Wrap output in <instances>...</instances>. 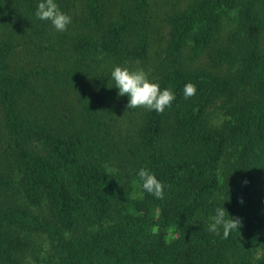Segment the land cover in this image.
Instances as JSON below:
<instances>
[{"label": "trees", "instance_id": "16d2710c", "mask_svg": "<svg viewBox=\"0 0 264 264\" xmlns=\"http://www.w3.org/2000/svg\"><path fill=\"white\" fill-rule=\"evenodd\" d=\"M185 1L144 70L175 100L124 131L139 109L111 72L146 67L151 0H55L64 32L41 0H0V264H264V0ZM218 207L242 220L228 238L208 230Z\"/></svg>", "mask_w": 264, "mask_h": 264}, {"label": "clouds", "instance_id": "9594fccd", "mask_svg": "<svg viewBox=\"0 0 264 264\" xmlns=\"http://www.w3.org/2000/svg\"><path fill=\"white\" fill-rule=\"evenodd\" d=\"M35 16L41 21L50 22L59 32L66 31L71 23V17L61 11L55 0H41ZM111 79L115 82L114 88L118 90V96H128L127 109L144 108L163 113L175 100V95L170 89L161 90L158 83L149 80L148 74L142 68L130 70L127 67L116 66L111 72ZM196 91L194 84L187 83L184 87L185 99L195 96ZM137 174L145 192L157 199L164 198V185L153 173L142 167ZM210 221L208 230L219 235L222 229L224 238H228L233 230L239 231L242 226V220L230 216L224 207L216 208L215 215L210 217Z\"/></svg>", "mask_w": 264, "mask_h": 264}, {"label": "rangeland", "instance_id": "374dc122", "mask_svg": "<svg viewBox=\"0 0 264 264\" xmlns=\"http://www.w3.org/2000/svg\"><path fill=\"white\" fill-rule=\"evenodd\" d=\"M151 4H152V9L155 11L157 16L155 22L160 31L158 34H156L157 33L156 28H153L152 30L153 35H152L150 55H149L150 58L147 61L148 63L146 64V67L142 68L143 70H148V69L151 70L152 66L158 63L159 58L162 56L160 47L163 48L165 45V37L167 32V25L166 22H164V19L168 14L172 13L173 11L181 9L186 4V1L185 0H151ZM160 32L164 34L163 40L159 39L158 37ZM224 37L225 34L223 33V38ZM183 61L187 63L188 66L190 67H196L197 65H201L205 62L204 58L202 60L191 59L189 57L187 58L186 54H184L183 56ZM26 62L27 61L25 59V56L22 54V52L16 54L12 59V63L15 66H21ZM30 65L31 64L29 63L28 66ZM139 68L141 67L139 66ZM136 69H138V65L136 66ZM138 109H139L138 112L130 111V112H126V114H121V112H119L120 110H117V113L119 112L118 118L120 119V117L123 116L121 126L124 131L127 130L128 128H131V130L136 129L139 115L140 112L142 111L141 108ZM127 189L130 190L134 189V182L132 180L127 184ZM36 213L40 217H48L49 209L47 206L44 205L41 208L37 209Z\"/></svg>", "mask_w": 264, "mask_h": 264}]
</instances>
